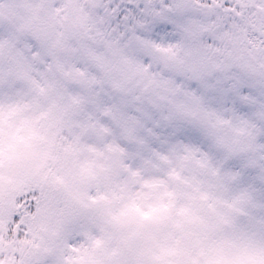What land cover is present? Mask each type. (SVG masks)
<instances>
[{
  "label": "snow or ice",
  "instance_id": "6c2138e0",
  "mask_svg": "<svg viewBox=\"0 0 264 264\" xmlns=\"http://www.w3.org/2000/svg\"><path fill=\"white\" fill-rule=\"evenodd\" d=\"M0 264H264V0H0Z\"/></svg>",
  "mask_w": 264,
  "mask_h": 264
}]
</instances>
